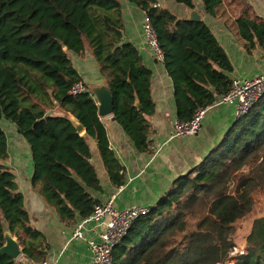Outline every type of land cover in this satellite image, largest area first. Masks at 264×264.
I'll list each match as a JSON object with an SVG mask.
<instances>
[{
	"label": "trees",
	"instance_id": "16d2710c",
	"mask_svg": "<svg viewBox=\"0 0 264 264\" xmlns=\"http://www.w3.org/2000/svg\"><path fill=\"white\" fill-rule=\"evenodd\" d=\"M127 1L144 12L157 33L178 119L190 120L229 92L234 66L203 19L180 17L158 6L159 0ZM173 1L195 8L194 0ZM200 1L206 13L216 15L224 0ZM242 2L238 33L247 52H264V20L250 17L247 0ZM124 36L120 0H0V121L15 124L28 142L32 186L67 224L75 225L101 203L93 195L103 188L90 140L96 141L112 184L126 182L96 99L88 89L70 93L84 81L71 53L95 58L114 95V118L140 151L153 152L147 119L156 108L152 69ZM67 115L83 125V133ZM8 158V139L0 126V248L8 230L22 251L18 259L1 253L0 264L44 261L49 244L31 224L16 176L5 164ZM263 188L264 95L202 162L133 223L113 249V264H264V215L254 220L244 249L232 254L238 223L253 211L255 191Z\"/></svg>",
	"mask_w": 264,
	"mask_h": 264
},
{
	"label": "crops",
	"instance_id": "0c3cea01",
	"mask_svg": "<svg viewBox=\"0 0 264 264\" xmlns=\"http://www.w3.org/2000/svg\"><path fill=\"white\" fill-rule=\"evenodd\" d=\"M120 1L123 3L124 38L136 44L145 65L152 69L151 94L156 108L147 119L150 123L149 137L152 140L153 152L140 151L130 135L116 121L114 114L102 117L107 128L110 147L125 168L126 182L120 187L112 184L96 141L90 140L92 160L103 188L101 192H93V195L101 202L100 204L115 195V205L119 209L133 205L151 207L171 189L179 177L186 175L203 161L238 118L235 115L234 105L212 104L209 105L210 108L206 112L202 129L198 134L169 139L173 130V121L177 117L173 81L166 71L164 62L158 60L147 45L143 29L146 20L144 12L127 0ZM229 1L232 3L227 11L230 13L229 16L219 13L218 10L216 15L208 14L204 11L202 1L194 0V3L195 9L210 26L232 61L234 70L230 77L253 78L264 73V52L260 48H256L251 53L247 52L243 39L238 35L235 22L242 14L244 6L237 5L235 0ZM247 2L248 15L259 16L264 20V0H247ZM158 6H166L184 18L189 12V8L182 4L176 5L172 0H159ZM89 60L93 63L90 53L83 59L78 58L77 65L75 64L84 81L103 78L98 67H92ZM0 126L6 132L8 139L9 158L5 164L16 176L32 226L45 236L49 244L46 259L31 264H91L92 252L87 241L71 239L72 230L80 220L75 225L65 223L58 212L36 191L31 183L34 163L28 142L19 134L15 124L1 119Z\"/></svg>",
	"mask_w": 264,
	"mask_h": 264
},
{
	"label": "built area",
	"instance_id": "2783aa9c",
	"mask_svg": "<svg viewBox=\"0 0 264 264\" xmlns=\"http://www.w3.org/2000/svg\"><path fill=\"white\" fill-rule=\"evenodd\" d=\"M143 29L148 47L158 60L163 61L164 54L157 33L149 20L144 21ZM87 89L85 81H78L72 86L70 93L77 95ZM263 95L264 73L253 78L233 79L229 92L221 96L214 105H234L235 115L239 118L247 114ZM210 106L198 109L187 121L176 117L169 139L198 134ZM115 199L113 195L107 202L96 205L94 211L89 216L80 219L72 230V240L85 239L87 241L92 252L91 264H113L114 247L124 239L133 223L151 210V207L146 205H133L119 209L115 205Z\"/></svg>",
	"mask_w": 264,
	"mask_h": 264
},
{
	"label": "water",
	"instance_id": "95a60500",
	"mask_svg": "<svg viewBox=\"0 0 264 264\" xmlns=\"http://www.w3.org/2000/svg\"><path fill=\"white\" fill-rule=\"evenodd\" d=\"M186 19L192 21H201L202 15L195 9L189 8L188 15L185 17ZM61 44H63L61 42ZM89 92L95 97L99 107V116L106 117L114 113V95L110 89V87L105 83L104 78L96 79V80H86L85 81ZM213 91V88H210ZM135 105L141 109L142 105L139 100H136ZM67 119H69L74 127L76 128L79 134L84 132L83 125L73 116L67 115ZM5 244L0 248V254H8L14 259H18L21 254V248L19 243L15 237L12 236L11 232L5 231Z\"/></svg>",
	"mask_w": 264,
	"mask_h": 264
},
{
	"label": "rangeland",
	"instance_id": "374dc122",
	"mask_svg": "<svg viewBox=\"0 0 264 264\" xmlns=\"http://www.w3.org/2000/svg\"><path fill=\"white\" fill-rule=\"evenodd\" d=\"M172 2H174V4H176V5H179L178 3H176L173 0H172ZM224 2L220 6H218L217 10L219 13H222L223 15L229 16L230 13L227 11H228V8L231 7L232 3L229 0H225ZM235 3L237 5H243L244 6L242 0H235ZM172 8L176 10V8L174 6H172ZM236 30L238 32L237 26H236ZM238 35H239V33H238ZM71 56L73 58L74 63L77 65L78 58L75 57L76 55L74 53H71ZM91 58L93 59V63H91V61L89 60L90 65L92 67H96L97 62H96L95 58H93L92 56H91ZM254 196H255L254 197V200H255L254 204L255 205H254L253 211L246 218H244L243 220H241L238 223V229H237V233H236V246L233 248L232 254H235V253L239 252L240 250L244 249V247L246 246L247 235L251 231L254 220L257 219L258 217H260L261 215H264V188L263 189H257L255 191Z\"/></svg>",
	"mask_w": 264,
	"mask_h": 264
}]
</instances>
